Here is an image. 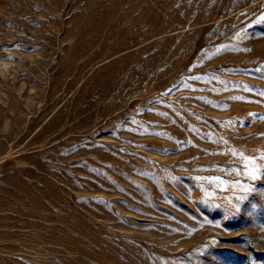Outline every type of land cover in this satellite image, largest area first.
I'll list each match as a JSON object with an SVG mask.
<instances>
[{
	"label": "rangeland",
	"instance_id": "rangeland-1",
	"mask_svg": "<svg viewBox=\"0 0 264 264\" xmlns=\"http://www.w3.org/2000/svg\"><path fill=\"white\" fill-rule=\"evenodd\" d=\"M261 92L264 0H0V264H264Z\"/></svg>",
	"mask_w": 264,
	"mask_h": 264
},
{
	"label": "snow or ice",
	"instance_id": "snow-or-ice-1",
	"mask_svg": "<svg viewBox=\"0 0 264 264\" xmlns=\"http://www.w3.org/2000/svg\"><path fill=\"white\" fill-rule=\"evenodd\" d=\"M261 95H264V92H261ZM218 179V178H217Z\"/></svg>",
	"mask_w": 264,
	"mask_h": 264
}]
</instances>
